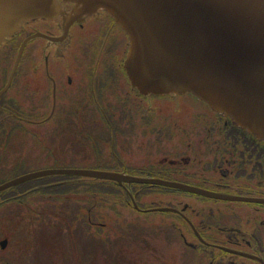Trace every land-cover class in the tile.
<instances>
[{"label": "flooded vegetation", "instance_id": "1", "mask_svg": "<svg viewBox=\"0 0 264 264\" xmlns=\"http://www.w3.org/2000/svg\"><path fill=\"white\" fill-rule=\"evenodd\" d=\"M62 4L67 13L75 6ZM37 32L17 64L22 42ZM129 46L105 9L26 18L0 44V150L16 153L30 136L51 135L54 148L92 152L87 160L104 169L185 186L103 179L123 191L95 194L122 209L108 207L111 224L95 213L104 198L92 194L88 221L74 226L73 239L42 223L59 214L41 200L62 194L38 189L100 179L39 180L0 196L2 205L39 196L42 206L28 210L40 216L39 230L27 225L16 247L15 221L0 224V264H264V139L191 91H142L125 64ZM5 137L22 138L10 145Z\"/></svg>", "mask_w": 264, "mask_h": 264}, {"label": "water", "instance_id": "2", "mask_svg": "<svg viewBox=\"0 0 264 264\" xmlns=\"http://www.w3.org/2000/svg\"><path fill=\"white\" fill-rule=\"evenodd\" d=\"M62 2L75 6L67 13ZM100 9L129 34L125 64L134 85L144 92L191 91L264 139V0H0V44L26 18ZM39 35L22 42L17 64L27 41ZM56 174L185 186L107 169L47 168L1 183L0 193Z\"/></svg>", "mask_w": 264, "mask_h": 264}, {"label": "rangeland", "instance_id": "3", "mask_svg": "<svg viewBox=\"0 0 264 264\" xmlns=\"http://www.w3.org/2000/svg\"><path fill=\"white\" fill-rule=\"evenodd\" d=\"M22 137H13L10 141V137H5L6 144H12L13 142H16L20 140ZM64 139L69 138V136H64ZM55 136H30V139H26V144L18 148L19 151L16 153H5L4 150H0V182L13 179L15 177H18L20 175L30 173L33 171H38L41 169H47V168H97V169H104V167H101L99 165H96L95 162H89L86 156L91 155L92 152L87 153L88 151L85 150L84 152H74L71 153L68 152H61L62 150L59 149V147L54 148L55 145ZM60 141V138L58 139ZM59 143V142H58ZM52 144V149L50 148V145ZM7 150V149H5ZM79 156H77V155ZM83 159L85 162L82 161H74L75 159ZM17 165H20V167H16ZM103 180H96L93 183H86L83 185H86L89 189L88 191H85L83 189V186L81 187V190L75 191V192H66L61 193L62 195L59 196L56 194V196H47L44 199L41 200V204L48 210H52L53 212H57L59 214V217L53 216L52 214L44 216V220L42 223H44L46 220L50 221L52 224H58L60 227H62L63 230H66L68 235L64 234V239H73L71 235L72 229H75L74 226L76 224H83L87 223L88 221V209L92 206L90 204V198L91 195L94 194V198H101L104 199L99 200L100 203L94 207L97 213H103L105 214V219L111 223L114 224L111 219L108 218L109 209L108 207L112 208H121L117 204L116 201L113 199H105L108 197V195L104 196H98L95 193H119L123 191L119 190V192H104L103 190L105 187H110L112 183L104 185L103 190L100 189V186H95V183L102 182ZM80 183L81 181H77ZM106 183H109L110 181H105ZM138 187L137 184L133 185L132 188L136 190ZM95 188L98 190L96 191ZM116 191V190H115ZM51 192V191H49ZM55 193V192H54ZM49 195V194H48ZM103 195V194H102ZM111 197H113L111 195ZM40 200V197H35L32 199H29L28 201H23L18 203L19 201H15L13 203H7V204H0V224L6 225V224H12L14 226V234L15 237L14 245L17 246L19 237H21V240L23 239V236L26 233V226L29 224L36 223V225L33 226V230L38 231V224L40 223V216L31 214L29 215V211L32 208H35V212L37 213V209L39 207L38 202ZM38 206V207H37ZM67 207H70V214H68L69 210ZM122 209V208H121ZM111 214V213H110ZM114 219L118 220L120 223L121 220L117 219L113 216ZM31 219H33L31 222H29ZM59 222V223H58ZM26 224V225H25ZM109 228V227H108ZM31 230V229H30ZM81 233L85 232V228L80 230L79 225L78 229ZM30 232V231H29ZM28 232V234H29ZM78 233V232H77ZM86 233V232H85ZM97 235V234H96ZM3 234L0 235L2 237ZM97 237L101 240L104 238V236H98ZM106 238H108L106 233ZM27 240V238H26ZM76 240H74V243ZM85 254L88 253L84 252ZM87 259H85V263L87 264ZM96 264H104L102 261H97Z\"/></svg>", "mask_w": 264, "mask_h": 264}, {"label": "trees", "instance_id": "4", "mask_svg": "<svg viewBox=\"0 0 264 264\" xmlns=\"http://www.w3.org/2000/svg\"><path fill=\"white\" fill-rule=\"evenodd\" d=\"M16 167H20V165H17ZM69 177H73V176H69V175H53V176H47V177H43L40 179H36V180H31L19 185H16L14 187H11L7 190H5L3 193L0 194V196H6L8 194H14L16 193L17 190H21V189H25L26 187H30V186H34L36 185V182L40 181H53V180H59V179H66ZM3 182V181H2ZM1 183V182H0ZM88 182H80L78 183L77 181H69L63 184H58V185H53V186H48V187H42L40 189H38L39 191H51V192H55V193H66V192H75V191H79L81 190V187L83 186V190L88 191L89 189L87 188L86 184ZM111 182L106 183L105 181L99 182V183H95V186H100V189L103 190L104 185L109 184L110 185ZM135 185V184H134ZM95 190L97 191L98 189L95 188ZM116 190V191H115ZM119 190H121L120 186L118 184L112 183V185H110V187H105V189L103 190L104 192H119Z\"/></svg>", "mask_w": 264, "mask_h": 264}]
</instances>
